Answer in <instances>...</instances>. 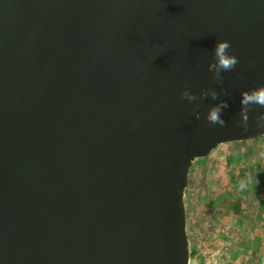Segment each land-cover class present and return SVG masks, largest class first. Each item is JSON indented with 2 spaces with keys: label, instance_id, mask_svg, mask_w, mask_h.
Listing matches in <instances>:
<instances>
[{
  "label": "water",
  "instance_id": "95a60500",
  "mask_svg": "<svg viewBox=\"0 0 264 264\" xmlns=\"http://www.w3.org/2000/svg\"><path fill=\"white\" fill-rule=\"evenodd\" d=\"M264 135V0H0V264H190L195 159Z\"/></svg>",
  "mask_w": 264,
  "mask_h": 264
},
{
  "label": "rangeland",
  "instance_id": "374dc122",
  "mask_svg": "<svg viewBox=\"0 0 264 264\" xmlns=\"http://www.w3.org/2000/svg\"><path fill=\"white\" fill-rule=\"evenodd\" d=\"M184 200L190 264H264V135L195 159Z\"/></svg>",
  "mask_w": 264,
  "mask_h": 264
},
{
  "label": "built area",
  "instance_id": "2783aa9c",
  "mask_svg": "<svg viewBox=\"0 0 264 264\" xmlns=\"http://www.w3.org/2000/svg\"><path fill=\"white\" fill-rule=\"evenodd\" d=\"M213 264H220L217 260H214Z\"/></svg>",
  "mask_w": 264,
  "mask_h": 264
},
{
  "label": "crops",
  "instance_id": "0c3cea01",
  "mask_svg": "<svg viewBox=\"0 0 264 264\" xmlns=\"http://www.w3.org/2000/svg\"><path fill=\"white\" fill-rule=\"evenodd\" d=\"M263 224H264V221H263Z\"/></svg>",
  "mask_w": 264,
  "mask_h": 264
}]
</instances>
